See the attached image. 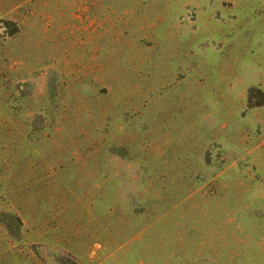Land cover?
Here are the masks:
<instances>
[{"label":"rangeland","instance_id":"rangeland-1","mask_svg":"<svg viewBox=\"0 0 264 264\" xmlns=\"http://www.w3.org/2000/svg\"><path fill=\"white\" fill-rule=\"evenodd\" d=\"M0 264H264V0H0Z\"/></svg>","mask_w":264,"mask_h":264}]
</instances>
